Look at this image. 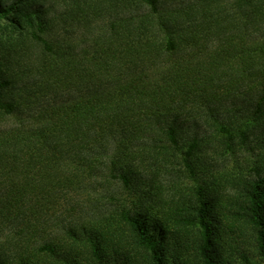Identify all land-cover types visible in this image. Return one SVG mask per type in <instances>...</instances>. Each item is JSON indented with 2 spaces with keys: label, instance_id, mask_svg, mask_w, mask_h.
Masks as SVG:
<instances>
[{
  "label": "trees",
  "instance_id": "trees-1",
  "mask_svg": "<svg viewBox=\"0 0 264 264\" xmlns=\"http://www.w3.org/2000/svg\"><path fill=\"white\" fill-rule=\"evenodd\" d=\"M0 264H264V0H0Z\"/></svg>",
  "mask_w": 264,
  "mask_h": 264
}]
</instances>
